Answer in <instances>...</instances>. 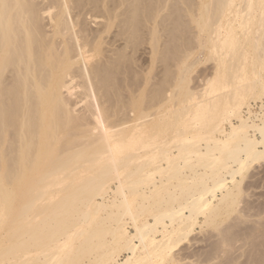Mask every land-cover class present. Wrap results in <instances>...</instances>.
<instances>
[{"label": "bare ground", "instance_id": "obj_1", "mask_svg": "<svg viewBox=\"0 0 264 264\" xmlns=\"http://www.w3.org/2000/svg\"><path fill=\"white\" fill-rule=\"evenodd\" d=\"M263 99L264 0H0V264H264Z\"/></svg>", "mask_w": 264, "mask_h": 264}, {"label": "rangeland", "instance_id": "obj_2", "mask_svg": "<svg viewBox=\"0 0 264 264\" xmlns=\"http://www.w3.org/2000/svg\"><path fill=\"white\" fill-rule=\"evenodd\" d=\"M179 5H180V7L182 6L183 9L186 10V6L183 3H180ZM180 14H181V12H180ZM183 16L185 17V18L183 17L184 21L185 20L189 21L187 13L185 11H183ZM90 19L93 22L90 21ZM94 21H95L94 18H89L87 20V22H89L90 25H92V27H94V26L97 27V25H96L97 23L95 24ZM98 21L100 22L101 18H100V20H98V19L96 20V22H98ZM116 30L114 29L113 31H116ZM188 31H189V35L187 34V37L189 36L190 39L194 40V43L191 45V48H193V51H192L193 53H191L192 56L188 60L189 64L188 63H186V64L175 63L173 65V71H174V74H175V82L177 84V83H179V80L183 79L184 80V84L187 85L191 90H193L194 92H196L199 95H203V94H205V92L209 88L210 81L213 80L214 77H215V73H216V70H217V63L214 60H210L209 59L210 52L207 49L203 48V47L207 46V39H206V38H208L207 34H205V32H201L199 30L198 26L196 27V24H192L191 27L189 25ZM141 45H143V46H140V48H138L136 57H138V55L140 56V57H138L139 58V63L142 64V62L149 57L146 54V50L148 51V47L149 46L147 44H146V46L144 44H141ZM144 46L146 47V49H145ZM144 56H145V58H144ZM185 65L186 66L188 65V66L185 67ZM158 66L155 68V70L153 71L152 75L156 71H158V72H159V70L161 72L164 71L165 67L162 64H158ZM158 72L155 73L156 77L154 75L153 76L151 75V77H154V78L158 79V77H160V75H162L161 72H159V74H158ZM78 101H79V99H78ZM250 103L252 104L251 112L253 111L252 112V114H253L252 115V119L256 120L255 117H253V116L258 114V113L256 114V112H259V114L262 112V110H260V108L262 109V105H264V99L262 101L258 100V101H255V102L252 100ZM81 105H79L80 106L79 108H82ZM244 110H245L244 113H246V114H244V116H245V118L246 117L248 118V115H249L248 114V109L244 108ZM256 122L259 123L258 120H256ZM234 123L236 125L238 124L237 121H234ZM226 128L229 129L228 126H226ZM252 168L250 169L251 171L249 170V172H248L250 174V176H252V178L247 179L245 181V183L248 182V183H250V185H253L255 183L254 187L253 188L251 187V189L249 191H247V192H249V194L251 193V194L256 195V196L253 197V200H254V199H258L259 197L264 195V163H263L262 166L258 165V166H255L253 169ZM249 174H247L248 178H249ZM250 199L252 200V198H250ZM99 201H101V200L99 199ZM200 232H201V229L198 228L197 231H196V234H197L196 236L197 237H199V236L201 237ZM132 233H133V231H132ZM123 259H124V255H122L119 258L120 261L123 260Z\"/></svg>", "mask_w": 264, "mask_h": 264}]
</instances>
